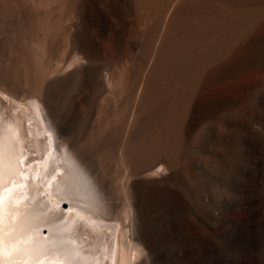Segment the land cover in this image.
<instances>
[{
  "label": "bare ground",
  "instance_id": "6f19581e",
  "mask_svg": "<svg viewBox=\"0 0 264 264\" xmlns=\"http://www.w3.org/2000/svg\"><path fill=\"white\" fill-rule=\"evenodd\" d=\"M39 2L45 75L77 85L70 105L118 167L123 202L97 213L99 176L59 142L44 99L0 87V264H131L137 203L196 208L206 179L229 195L264 174V0Z\"/></svg>",
  "mask_w": 264,
  "mask_h": 264
},
{
  "label": "rangeland",
  "instance_id": "374dc122",
  "mask_svg": "<svg viewBox=\"0 0 264 264\" xmlns=\"http://www.w3.org/2000/svg\"><path fill=\"white\" fill-rule=\"evenodd\" d=\"M35 6L40 10L39 0ZM35 6L29 0H0V87L17 98L37 95L44 99L41 100L47 105V113L59 142L63 141L64 146L71 148L88 175L93 178L94 173L97 174L98 183L100 181V186L104 187L106 199L95 194L94 210L99 214L111 215L112 210L116 211L123 202L119 188L125 181L119 180L123 178L117 176L118 167L98 145L99 137L92 129V132L89 131L92 120L74 114L70 92L75 90V86L72 85L67 92L68 87L60 86L63 87L60 89L50 84L51 75H45L51 68L47 64L53 67V61L48 53L38 48L31 34L29 15ZM40 72L43 74L40 75ZM45 77L46 82L43 81ZM92 107L89 103L88 111ZM247 180L240 181L235 191L226 195V191L230 192L228 186L206 179L202 187L205 191L206 186L207 193L204 192L201 207L156 204L146 207L137 203L128 235L134 242L141 241V252L131 264H264V174L261 171L249 174ZM197 208L198 211H195Z\"/></svg>",
  "mask_w": 264,
  "mask_h": 264
},
{
  "label": "water",
  "instance_id": "95a60500",
  "mask_svg": "<svg viewBox=\"0 0 264 264\" xmlns=\"http://www.w3.org/2000/svg\"><path fill=\"white\" fill-rule=\"evenodd\" d=\"M62 208L65 209V208H66V205L63 204V205H62ZM46 234H47V228H43V229L41 230V232H40V235H41V236H46Z\"/></svg>",
  "mask_w": 264,
  "mask_h": 264
}]
</instances>
